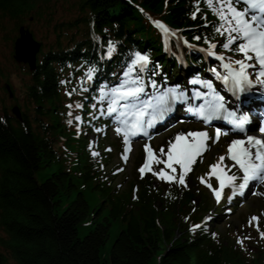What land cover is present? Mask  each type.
Wrapping results in <instances>:
<instances>
[{
  "label": "trees",
  "instance_id": "obj_1",
  "mask_svg": "<svg viewBox=\"0 0 264 264\" xmlns=\"http://www.w3.org/2000/svg\"><path fill=\"white\" fill-rule=\"evenodd\" d=\"M48 1L0 0V20L8 18L18 29L26 18L42 17ZM137 7L186 29L190 38L218 37L198 14L193 20L192 0H79L78 17L55 26L67 32L65 45L57 42L43 53L37 71L22 81V119L0 106V264H264L257 239L250 241L257 246L251 251L236 246L235 235L189 230L209 208L204 190L169 195L166 185L153 186L152 175L135 180L140 191L134 201V184L118 191L113 178H104L87 140L68 130L59 85L67 63L98 60L112 40L117 52L104 63L105 78L112 80L111 71L123 67L130 49L147 47L160 56L159 38ZM190 60L193 69L199 59ZM172 62L167 67L177 69ZM43 170L50 174L40 183ZM198 196L201 204L195 205Z\"/></svg>",
  "mask_w": 264,
  "mask_h": 264
},
{
  "label": "snow or ice",
  "instance_id": "obj_2",
  "mask_svg": "<svg viewBox=\"0 0 264 264\" xmlns=\"http://www.w3.org/2000/svg\"><path fill=\"white\" fill-rule=\"evenodd\" d=\"M199 3L200 0H197V11H199ZM204 3L217 18L213 24V30L224 37L220 46L227 52L241 54L237 58L235 55L226 56L224 52H217L215 50L217 42L207 37L204 40L208 47L200 49L220 61L219 68L214 66L209 71L231 93L236 101L233 107H228L226 96L218 90L212 79L193 78L191 80L192 84H199L207 91H201L200 88L192 89L191 99L202 102L198 105L189 103L190 111L205 122H210L214 118H223L235 130L245 133L243 137L232 139L228 145L227 155L233 162L231 165L224 163V155H221L216 163L209 165L210 171L207 175L216 177L218 187H214L204 176L199 178L212 190L219 203L226 186L230 185L235 191L243 190L252 181L264 182V139L246 134L251 130L247 127L251 117L240 107L244 102L242 96L253 89L256 91L264 89V0H204ZM192 16L195 18V11ZM152 22L165 34L167 40L171 32L168 26L159 20ZM205 23H208L206 19ZM171 35L175 36L176 33L171 32ZM194 39L200 40L201 37L196 36ZM184 43L192 47L187 40H184ZM115 47L113 41L108 40L105 55L111 57ZM150 62L151 58L147 53L135 51L122 73L123 79L110 88L107 85L101 87L100 95L96 98L101 102V113H104L105 99H107L106 114L115 113L114 120L118 122L116 131L122 134L125 145L122 154L125 161L128 159L127 154L131 151V137L139 134L148 136L147 129L152 127L154 121L162 119L170 111L173 102L190 100L188 92L181 90L179 85L163 88L156 91L155 95L144 98L146 84L142 73L147 71ZM94 72L93 67L87 69L88 79H92ZM62 83L65 82L62 81ZM151 85L153 89H156L157 81L152 79ZM68 95L71 96L72 92H68ZM68 107L71 109L73 105L69 104ZM76 107L82 108L83 105L77 104ZM92 107L95 108L96 105L93 104ZM68 115L72 116V113L69 112ZM2 119L3 117H0V120ZM73 119L80 121L82 117L77 115ZM73 119H69L68 123L72 124ZM96 130L100 131V129ZM222 134L227 135V132L217 128L215 142H219ZM209 139L207 130L178 132L168 142L167 151L164 146H161L159 153L150 144H145L146 158L138 169L141 177L146 172H150L161 181L170 184L176 182L187 187L186 176L192 170V165L197 158L200 157L202 160L203 153L209 148L207 143ZM92 155L98 156L99 153L93 151ZM154 164L162 166L156 169L153 167ZM231 168H238L243 175L238 177L230 171ZM252 221L258 222L259 217H251L249 223L251 224ZM200 227L199 224H193L191 230L195 231ZM257 228L259 229L258 223ZM260 236L264 238V231H260ZM247 238L249 237L239 238L237 242L243 245V240Z\"/></svg>",
  "mask_w": 264,
  "mask_h": 264
},
{
  "label": "rangeland",
  "instance_id": "obj_3",
  "mask_svg": "<svg viewBox=\"0 0 264 264\" xmlns=\"http://www.w3.org/2000/svg\"><path fill=\"white\" fill-rule=\"evenodd\" d=\"M79 0H51L47 3V7H49L48 11L43 15L42 18H35V19H28L25 21L30 28V30L35 33V37L39 41H43L44 43L53 42L56 38V32L54 29V23H59L65 20H68L74 17L77 13L76 10L78 9ZM53 14V21L48 20V15ZM14 23L8 19L4 21L0 20V101L3 102V105L7 108L11 109L12 106L18 105L19 107H23V100L22 96L20 97V78L24 75V80H28L26 74L19 69L18 65L13 59V46L14 42L12 41L16 34H14ZM11 78V79H10ZM11 83L15 86L14 89V97H17V101L10 102L8 100L7 93L4 90V87L7 83ZM10 84V85H11ZM19 96V97H18ZM111 130V129H110ZM173 127L170 130L172 131ZM167 131V132H168ZM166 133V132H164ZM163 133V134H164ZM163 134L160 136L162 137ZM104 136V135H102ZM107 137V136H106ZM159 137V138H160ZM92 143L96 141V136L90 137ZM107 139H112V131L110 132ZM110 140H107L106 144H108ZM226 142H228L226 140ZM131 164L124 172L125 175L131 176ZM50 174L49 170H43L37 174V179L39 182H43L48 175ZM66 207V202L64 208ZM215 222L219 224L220 219H217ZM230 223L233 225H237L236 223L239 222L237 215L232 217L229 220ZM217 224L213 223V227H216ZM220 230H222L221 225ZM119 232H116L113 236V240L118 236ZM5 236L4 232L0 231V237Z\"/></svg>",
  "mask_w": 264,
  "mask_h": 264
},
{
  "label": "bare ground",
  "instance_id": "obj_4",
  "mask_svg": "<svg viewBox=\"0 0 264 264\" xmlns=\"http://www.w3.org/2000/svg\"><path fill=\"white\" fill-rule=\"evenodd\" d=\"M91 28H92L93 30H95V27H94V26H92ZM158 29H159V28H158ZM159 30H160V29H159ZM160 31H161V30H160ZM111 41H112V40H111ZM22 76H23V75H22ZM23 77H24V76H23ZM165 77H166V76L163 75V77L160 76L159 79H163V78H165ZM103 79L105 80V79H107V78L103 77ZM20 80L23 81V78H20ZM114 114H115V113H114ZM93 116H94L97 120H101V118L98 116V113L93 112ZM174 119H175L176 121L190 120V119H191V115H190V113L185 112V111H183V112H174V111H170V112H167V113L165 114V116L162 118V121H165L166 123L170 124L171 122H173L172 120H174ZM193 121H195V120H193ZM76 129H78V128H76ZM81 130H83V129H81ZM85 130H86V129H85ZM160 131H161V130H160ZM87 132L90 133L91 131L87 129ZM140 140H141V139H140ZM229 141H231V140L229 139ZM101 166L104 168V170H105V172H106V170H107V164H104V165H101ZM255 183H256V181H253V186L255 185ZM177 197H179V196H177ZM177 201H179V200H177ZM256 202H257V201H256ZM256 202L250 207V211H252V209L255 207ZM177 203H178V202H177ZM246 215H247V212H246ZM252 222H253V221H252ZM252 222H251V223H252ZM243 223H244L245 226L236 229V232H239V233H238V235H237V239L233 240V242L236 243L237 246H240V247H242V248H245V247L248 248V247L250 246V241H249L248 238L243 240V245H241L240 243L237 242L239 238H244V237H246L245 233H247V232L251 229V227H252V224H250L249 221H244Z\"/></svg>",
  "mask_w": 264,
  "mask_h": 264
},
{
  "label": "water",
  "instance_id": "obj_5",
  "mask_svg": "<svg viewBox=\"0 0 264 264\" xmlns=\"http://www.w3.org/2000/svg\"><path fill=\"white\" fill-rule=\"evenodd\" d=\"M39 49L40 46L33 40L32 35L22 28L20 38L16 41V60L20 63H28L34 71L36 70V55ZM14 112L20 117L17 108L14 109Z\"/></svg>",
  "mask_w": 264,
  "mask_h": 264
}]
</instances>
